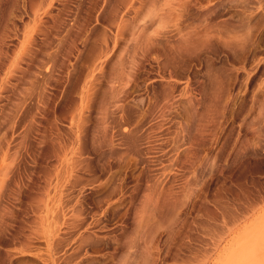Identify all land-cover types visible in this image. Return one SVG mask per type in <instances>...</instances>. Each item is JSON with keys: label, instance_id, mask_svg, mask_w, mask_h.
<instances>
[{"label": "rangeland", "instance_id": "1", "mask_svg": "<svg viewBox=\"0 0 264 264\" xmlns=\"http://www.w3.org/2000/svg\"><path fill=\"white\" fill-rule=\"evenodd\" d=\"M0 264H264V0H0Z\"/></svg>", "mask_w": 264, "mask_h": 264}]
</instances>
